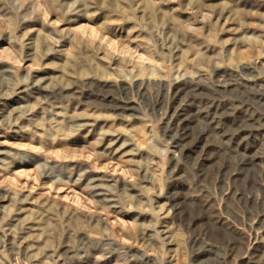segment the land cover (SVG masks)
<instances>
[{"label": "rangeland", "instance_id": "obj_1", "mask_svg": "<svg viewBox=\"0 0 264 264\" xmlns=\"http://www.w3.org/2000/svg\"><path fill=\"white\" fill-rule=\"evenodd\" d=\"M0 264H264V0H0Z\"/></svg>", "mask_w": 264, "mask_h": 264}]
</instances>
